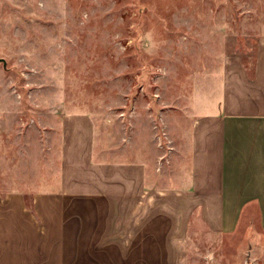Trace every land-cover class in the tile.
Listing matches in <instances>:
<instances>
[{
    "label": "rangeland",
    "instance_id": "374dc122",
    "mask_svg": "<svg viewBox=\"0 0 264 264\" xmlns=\"http://www.w3.org/2000/svg\"><path fill=\"white\" fill-rule=\"evenodd\" d=\"M261 38L264 0H0V264H66L47 225L67 207L62 114L93 119L97 160L145 164L149 186L175 188L195 92L214 88L227 55L251 76ZM239 205L231 231L192 215L148 264H264L257 204ZM81 252L73 264H97Z\"/></svg>",
    "mask_w": 264,
    "mask_h": 264
},
{
    "label": "crops",
    "instance_id": "0c3cea01",
    "mask_svg": "<svg viewBox=\"0 0 264 264\" xmlns=\"http://www.w3.org/2000/svg\"><path fill=\"white\" fill-rule=\"evenodd\" d=\"M214 76L213 89L195 92L188 168L179 169L175 188L149 186L145 164L97 160L93 119L61 115L59 195L67 207L52 208L47 225L59 232L53 241L67 249L66 264L79 262L81 249V262L148 264L152 249L162 255L184 241L192 215L210 229L231 231L240 200L257 204L264 229V38L251 76L240 55H227Z\"/></svg>",
    "mask_w": 264,
    "mask_h": 264
},
{
    "label": "water",
    "instance_id": "95a60500",
    "mask_svg": "<svg viewBox=\"0 0 264 264\" xmlns=\"http://www.w3.org/2000/svg\"><path fill=\"white\" fill-rule=\"evenodd\" d=\"M0 63H3L4 64L5 63L4 59H1L0 58Z\"/></svg>",
    "mask_w": 264,
    "mask_h": 264
}]
</instances>
